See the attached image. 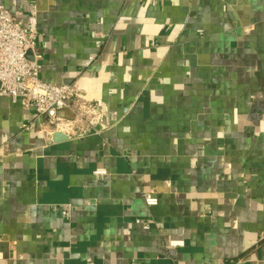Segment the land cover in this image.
I'll return each instance as SVG.
<instances>
[{
  "label": "crops",
  "instance_id": "1",
  "mask_svg": "<svg viewBox=\"0 0 264 264\" xmlns=\"http://www.w3.org/2000/svg\"><path fill=\"white\" fill-rule=\"evenodd\" d=\"M0 4L103 116L54 140L0 97V264H264V0Z\"/></svg>",
  "mask_w": 264,
  "mask_h": 264
},
{
  "label": "built area",
  "instance_id": "2",
  "mask_svg": "<svg viewBox=\"0 0 264 264\" xmlns=\"http://www.w3.org/2000/svg\"><path fill=\"white\" fill-rule=\"evenodd\" d=\"M18 12H10L0 4V97L20 103L42 119L48 137L60 132L67 137L84 136L95 131L103 116L96 105L82 97L72 83L57 84L40 77L42 54L37 47L38 33L26 28L17 19ZM69 112L70 117L64 116ZM103 170H96L101 174ZM147 206L157 203L152 193H142ZM138 221V220H137ZM147 218L144 227L152 225ZM169 246H181L182 241H170Z\"/></svg>",
  "mask_w": 264,
  "mask_h": 264
},
{
  "label": "water",
  "instance_id": "3",
  "mask_svg": "<svg viewBox=\"0 0 264 264\" xmlns=\"http://www.w3.org/2000/svg\"><path fill=\"white\" fill-rule=\"evenodd\" d=\"M52 138H53L54 140H59V139H66L67 136L64 135L63 133H60V132H54V133L52 134Z\"/></svg>",
  "mask_w": 264,
  "mask_h": 264
}]
</instances>
